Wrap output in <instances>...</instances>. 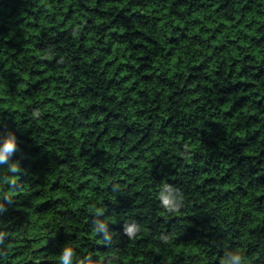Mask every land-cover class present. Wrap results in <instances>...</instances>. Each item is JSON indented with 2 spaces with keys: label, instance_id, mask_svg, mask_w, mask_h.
Masks as SVG:
<instances>
[{
  "label": "trees",
  "instance_id": "obj_1",
  "mask_svg": "<svg viewBox=\"0 0 264 264\" xmlns=\"http://www.w3.org/2000/svg\"><path fill=\"white\" fill-rule=\"evenodd\" d=\"M260 13L264 0H164L163 7L161 0H34L27 8L22 0H0V114H15L36 140L23 161L28 174H13L18 183L7 187L15 198L3 214L12 235L10 264H35L33 255L39 264L58 261L57 245L45 238L48 229L66 232L82 252L94 244L101 259L115 255L113 264H208L207 257L217 258L208 241L224 224L218 216L236 228L230 233L235 244L264 237ZM160 29L166 41L153 38ZM50 48L59 49L65 63L45 56ZM162 62L174 81L159 71ZM145 94L152 100L147 106L126 103ZM202 94L218 108L202 102ZM36 104L44 116L34 123L30 109ZM205 106L211 109L206 116ZM193 107L200 112L185 134ZM79 113L84 119L77 122ZM181 141L194 155L173 160L171 176H157L154 184L136 174L151 172L152 161ZM102 153L109 154L103 168L97 163ZM112 157L118 175L110 170ZM113 175L122 193L111 191ZM169 181L190 182L196 195L192 207L171 216L149 195ZM93 198L117 234L120 225L113 221L129 216L144 224L142 233L118 239L119 251L105 247L90 227ZM160 232L170 236L166 255L156 243ZM250 255L259 258L258 251Z\"/></svg>",
  "mask_w": 264,
  "mask_h": 264
},
{
  "label": "clouds",
  "instance_id": "obj_2",
  "mask_svg": "<svg viewBox=\"0 0 264 264\" xmlns=\"http://www.w3.org/2000/svg\"><path fill=\"white\" fill-rule=\"evenodd\" d=\"M34 0H22V6L27 8L29 7ZM164 6V0H161V7ZM260 15L264 16V13H260ZM47 19H51V16L47 17ZM45 32L48 31L47 28L44 29ZM165 29L154 30L152 31L153 38L157 41L163 39L167 40V36H161L162 32H165ZM173 35H176L179 38V33L174 32ZM240 38L244 37L243 33H237ZM203 45H207L208 42L201 41ZM159 48V44L156 46ZM191 49V45L189 46ZM264 48V45H262ZM246 51L245 49H241V53ZM148 55H151V52H147ZM199 53H197L198 55ZM45 56L50 57H58L57 63L63 64L65 63V56L60 53L59 49H49L44 53ZM195 57L193 56V59ZM191 63V61H189ZM25 67L34 68L35 65H25ZM223 67V66H221ZM264 67V65H261ZM179 68V66H178ZM155 71V70H154ZM159 71L164 74V76L168 77L169 81H174L176 79L175 76H169V70L167 69L165 63H161ZM155 81V77L153 78ZM2 82V79H0ZM215 83V82H214ZM228 82L224 81L226 85ZM152 89L151 91H154ZM149 91L148 89L145 90ZM202 102L211 101L213 107H217L216 101L211 98V95L204 96L202 94L201 97ZM151 97L148 95H142L141 99L136 102L128 101L126 103H137L144 104L147 106L151 103ZM156 103H163L157 97ZM179 101H177V104ZM110 107H115L112 105ZM123 110V108H121ZM169 112H175V108L168 109ZM200 112L199 108H192L191 117H186L189 120L188 124L183 125V131L185 134H189L192 129L190 128L191 121L197 118V114ZM211 112L210 108L205 106L204 115H208ZM167 114V113H166ZM30 115L32 121L35 123L36 121H40L43 119L44 111L43 107L40 104H36L30 109ZM7 116L8 118H4ZM15 114H0V264H10V257L8 256V248L7 244L12 239L11 233L6 230V226L3 219V214L6 213L9 207H14L15 203L14 197H11L7 194V187L16 186L17 180L12 178L13 174H20L22 176H26L28 174V168L23 164V161L30 158V154L28 149L32 147L33 144H36V140L32 138L31 132L32 129L24 128L19 122L14 118ZM217 116H220L219 111L217 110ZM203 119V116L199 117ZM69 119H72L70 116ZM84 119V114L79 113L75 115V120L77 122L82 121ZM158 120L157 117L153 116V121L155 124V128L159 129V124L155 123ZM41 127H46V125H41ZM22 137H27L26 140H22ZM196 139V137H193ZM163 138L157 141V144H162ZM24 145L23 147L21 145ZM101 147L104 145L101 144ZM168 150L166 152H161V154L157 157L156 160L152 161V171L149 172L147 169H137L138 175H141V179L145 180L149 177L153 179L155 184L156 177L159 176L160 180L163 181L165 177L171 176V170L173 167V160L177 163H181L180 159L183 157L185 160L194 155L193 152L187 151V145L181 141L179 144L172 143L167 146ZM197 153L203 152L201 147L196 149ZM155 155V153H153ZM102 158L97 161L99 167H106L105 160L109 158L108 153H102ZM143 158V157H142ZM205 159L208 157L205 156ZM95 159V158H94ZM113 163L111 165L110 170L117 174L119 173V169L116 168L115 157H112ZM7 181V184H5ZM111 191L113 193H122L123 188L121 184L116 179V175H113L110 179ZM152 197V202L156 207H159L163 210L168 216L173 215L174 213L180 212L182 209H188L192 207L193 200L196 199L195 192L193 191L190 182H162L160 183L159 189L149 194ZM75 198V197H74ZM122 203L121 200L117 201L115 204L119 205ZM90 204L95 208L93 214L89 217L91 221L90 227L97 234V238L102 241V244L111 249L116 248L117 251L120 250L119 245L117 244V240H121L122 242H127L129 240H134L136 235L141 234L144 224L140 222L139 219L133 216H129L127 218H117L113 223H119L120 228L118 230L111 229L109 224V217H106L104 212V206H96L94 198L90 201ZM143 215V213H141ZM208 215H212V211L208 210ZM217 220H223L224 224L219 227L214 232H211L209 235V246L217 253V258L212 261L211 257H207L206 260L208 264H264V237H261L259 240L254 243L242 242L240 244L233 243L235 239V235H231L230 233L236 234L237 230L233 225H229L227 223L226 217L218 216ZM226 229V230H225ZM183 232L184 229H181ZM49 243L57 245V255L59 257L57 260H52L50 264H113V261L117 259L115 255L108 256L101 259L100 256L95 254V245L89 244L86 245L90 248L87 252L80 251L79 248L73 247L72 238L68 236L66 232L61 230H47V236L45 237ZM170 239V236L166 233L160 232L157 235L156 243L160 247L161 252L166 255L168 252L167 242ZM14 251H18L15 250ZM136 251H139L137 249ZM251 251H258L259 258L253 259L250 255ZM31 259L35 262V264H39V258L35 255L31 257ZM180 260L179 257L176 258ZM181 264H184L181 261Z\"/></svg>",
  "mask_w": 264,
  "mask_h": 264
}]
</instances>
